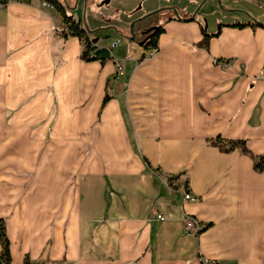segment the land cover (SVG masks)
Listing matches in <instances>:
<instances>
[{"label":"crops","instance_id":"crops-1","mask_svg":"<svg viewBox=\"0 0 264 264\" xmlns=\"http://www.w3.org/2000/svg\"><path fill=\"white\" fill-rule=\"evenodd\" d=\"M68 1L113 59L85 61L83 41L61 35L63 16L44 0L0 4V111L14 114L7 125L19 134L0 137V150L27 145L17 155L30 161V191L60 193L43 212L0 210L13 264L26 255L63 264H264V170L239 149L209 143L242 139L264 156V27L252 25L264 23V0ZM203 8L214 14L210 27ZM156 27L158 48L144 47Z\"/></svg>","mask_w":264,"mask_h":264},{"label":"trees","instance_id":"trees-1","mask_svg":"<svg viewBox=\"0 0 264 264\" xmlns=\"http://www.w3.org/2000/svg\"><path fill=\"white\" fill-rule=\"evenodd\" d=\"M10 1L12 0H0V4L6 5ZM18 1L28 2L30 0H18ZM44 1H47L53 4V6L62 14L64 26L61 29V32H60L61 35L65 39L68 38L69 36H77L80 40L83 41L84 50L81 56L85 61L99 60L101 63H105L114 58L113 53H112V48L100 47L96 44V42L92 38V34L96 30H92L88 26L87 23H81L75 18V15L71 11L72 7L70 6L68 0H44ZM234 25L243 27L248 24L238 22V23H235ZM252 25H259V26L264 27V23H261L257 20H254ZM162 31H163L162 27H156L150 34L148 41L145 43H142V45L146 48H158V37L162 33ZM120 32L123 35H128V33L125 31L121 30ZM209 36H210L209 34L204 32V40H206ZM229 61L230 60H227L225 62L229 63ZM108 99H109V96L106 95L103 100L102 107L106 104ZM209 143L213 146H217L223 152H231L236 149H239L241 152L251 155V157L254 160L255 170L257 171L264 170V156L253 154L248 149L245 140L226 139V138H223L222 136H217L215 138L209 139ZM143 160L147 168H149L150 170H153V171L159 170V168H153L150 161L145 156H143ZM184 174H186L185 170L181 171L177 175L170 176L167 179L169 182H171L172 180H175ZM209 225L210 224H207V226ZM0 245H1L0 264H13L12 253H11V241H10V238L7 232V223L3 217H0ZM22 264H63V263L62 262H54V263L34 262L30 259L28 255H26Z\"/></svg>","mask_w":264,"mask_h":264},{"label":"rangeland","instance_id":"rangeland-1","mask_svg":"<svg viewBox=\"0 0 264 264\" xmlns=\"http://www.w3.org/2000/svg\"><path fill=\"white\" fill-rule=\"evenodd\" d=\"M157 15V14H156ZM159 15V14H158ZM204 21L209 27L213 25L214 23V14L210 11L208 8H203V14ZM154 17L153 19H155ZM151 27H143L141 28L139 33H146L149 31ZM154 28V26H152ZM14 118V114L12 113H6L2 110L0 111V137H16L19 138V134L17 133L18 130H14L12 128H8L7 122L11 121ZM27 131V130H25ZM29 131V130H28ZM34 131V130H33ZM53 130H48L47 137L53 136ZM28 134V133H27ZM26 134V135H27ZM22 134L20 135V137ZM2 147V145H0ZM20 147L24 150L28 149L27 145H20L18 142L15 145L12 144H6L4 151L0 150V195L1 200H3V204H0V210L7 216L11 217L13 215V211L19 208V206H23L29 204V206L35 207L39 209L40 211H45V201L46 198H50V195L53 196V201H59V192H51L50 193H44V192H35L30 191L31 186L29 185L30 181V168H29V160L28 156L25 153H21L22 155H17L18 152H20ZM55 151V150H54ZM13 153H16L14 156ZM56 154L58 152L56 151ZM19 157V158H18ZM19 159V160H17ZM39 167V164L41 162H34V164ZM59 161L54 160L53 164L55 165L54 168L58 169ZM4 164V165H2ZM43 164V162H42ZM35 167V166H33ZM59 177V176H58ZM21 181V184L23 186V190L19 191L17 183ZM17 190H14V189ZM16 191V193H15ZM47 196V197H46ZM15 199V204H12L11 202ZM33 200L34 203L30 204V201ZM37 202V204H36ZM5 219V217H4ZM6 220V219H5Z\"/></svg>","mask_w":264,"mask_h":264},{"label":"built area","instance_id":"built-area-1","mask_svg":"<svg viewBox=\"0 0 264 264\" xmlns=\"http://www.w3.org/2000/svg\"><path fill=\"white\" fill-rule=\"evenodd\" d=\"M44 5L46 7H50V8L54 7L53 4H51V3L47 2V1L44 2ZM115 44L116 43H113L112 47H114ZM226 64H228V63H224V65H226ZM119 72L121 74L123 73V71L121 70V67L119 68ZM184 199L185 200H195V197L190 192H186L185 195H184ZM156 217L159 220H164L165 219V216L162 213H157ZM193 225H194V219L191 218L190 216H187L186 219H185V223H184L185 228L186 229H190ZM199 226H200V224H198V229H200Z\"/></svg>","mask_w":264,"mask_h":264}]
</instances>
